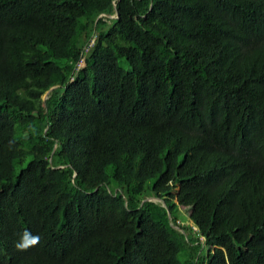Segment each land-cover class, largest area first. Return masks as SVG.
I'll return each mask as SVG.
<instances>
[{"label":"trees","instance_id":"obj_1","mask_svg":"<svg viewBox=\"0 0 264 264\" xmlns=\"http://www.w3.org/2000/svg\"><path fill=\"white\" fill-rule=\"evenodd\" d=\"M0 264H264V0H0Z\"/></svg>","mask_w":264,"mask_h":264},{"label":"clouds","instance_id":"obj_2","mask_svg":"<svg viewBox=\"0 0 264 264\" xmlns=\"http://www.w3.org/2000/svg\"><path fill=\"white\" fill-rule=\"evenodd\" d=\"M40 242V236L34 235L29 230H24L19 239L14 243V247L17 251H27L28 249L35 247Z\"/></svg>","mask_w":264,"mask_h":264},{"label":"rangeland","instance_id":"obj_3","mask_svg":"<svg viewBox=\"0 0 264 264\" xmlns=\"http://www.w3.org/2000/svg\"><path fill=\"white\" fill-rule=\"evenodd\" d=\"M44 96H42L41 100L43 99ZM41 100L38 102V105L40 106L41 105ZM172 192H174L175 190V187H172L170 188ZM180 213H182L183 215L187 216V212H186V209L185 208H180ZM182 224H185V225H189L191 224V222L185 218L184 220L181 221Z\"/></svg>","mask_w":264,"mask_h":264},{"label":"built area","instance_id":"obj_4","mask_svg":"<svg viewBox=\"0 0 264 264\" xmlns=\"http://www.w3.org/2000/svg\"><path fill=\"white\" fill-rule=\"evenodd\" d=\"M93 40H94V38H91L90 39V42L88 43V45H90L92 42H93ZM87 47L88 46H86V50H87ZM83 63H84V58H83V56L78 60V62H77V67H79V66H81V65H83Z\"/></svg>","mask_w":264,"mask_h":264},{"label":"water","instance_id":"obj_5","mask_svg":"<svg viewBox=\"0 0 264 264\" xmlns=\"http://www.w3.org/2000/svg\"><path fill=\"white\" fill-rule=\"evenodd\" d=\"M111 16H115V15H111ZM55 87V85H53V86H51V87H49L48 89H47V91L44 93V97H43V100L46 98V96L48 95V93H49V91L51 90V89H53ZM163 204H164V202H162Z\"/></svg>","mask_w":264,"mask_h":264}]
</instances>
